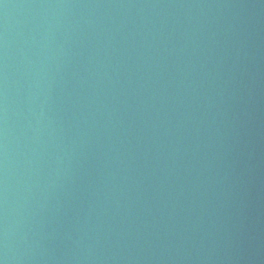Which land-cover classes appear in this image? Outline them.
I'll return each mask as SVG.
<instances>
[{"label": "water", "instance_id": "obj_1", "mask_svg": "<svg viewBox=\"0 0 264 264\" xmlns=\"http://www.w3.org/2000/svg\"><path fill=\"white\" fill-rule=\"evenodd\" d=\"M0 264H264V0H0Z\"/></svg>", "mask_w": 264, "mask_h": 264}]
</instances>
